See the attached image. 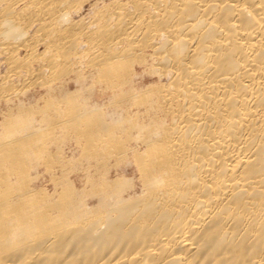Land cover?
Masks as SVG:
<instances>
[{
    "label": "bare ground",
    "instance_id": "6f19581e",
    "mask_svg": "<svg viewBox=\"0 0 264 264\" xmlns=\"http://www.w3.org/2000/svg\"><path fill=\"white\" fill-rule=\"evenodd\" d=\"M0 62V264H264V0H0Z\"/></svg>",
    "mask_w": 264,
    "mask_h": 264
},
{
    "label": "rangeland",
    "instance_id": "374dc122",
    "mask_svg": "<svg viewBox=\"0 0 264 264\" xmlns=\"http://www.w3.org/2000/svg\"><path fill=\"white\" fill-rule=\"evenodd\" d=\"M89 4H88V2L87 3H85L84 4V8H83V12H82V15L84 16L85 14H87L86 12H88V8H89V6H88ZM0 65H2V67H3V69H1L2 67L0 66V71L2 72H0V77L1 76H4V73H6V68H5V66H4V64H2L1 62H0ZM5 71V72H4ZM148 83V82H147ZM1 106H0V111H1ZM0 114H2V112H0ZM0 119H1V115H0ZM3 127L2 126H0V132L1 131H3ZM85 129V127H83V130ZM70 132V130H69V128L67 129V128H56L55 129V131H54V135L55 136H58L57 138H55L54 139V144H52V145H49L48 146V151H47V153H48V155L49 156H56V154L57 155H60V156H65L64 158H62V159H68V160H70L71 158H83L82 157V155H83V153L81 152V149H82V141L80 140V143L81 144H77V143H74L75 141H71V140H69L68 139V133ZM50 149V150H49ZM72 151V152H71ZM74 151V152H73ZM73 154V155H72ZM71 157V158H70ZM65 160V161H66ZM55 161V160H54ZM82 161H83V159H82ZM43 163V162H42ZM42 163H41V165L39 166V168H38V171H39V169H40V171H39V173H43V172H45V166H43L42 165ZM56 163V162H55ZM54 163V165L52 166V168H51V170L53 171L54 170V172L55 173H58V172H60L61 170L63 171V170H65L64 168H63V166L62 165H60L59 163H56L55 164ZM70 167H72V166H70ZM42 168V169H41ZM54 168V169H53ZM56 169H58V170H56ZM47 184H44L45 185V187L47 188V190L49 189V188H51V186H50V184H48L49 182H46ZM47 185V186H46ZM51 189H49L48 191H50Z\"/></svg>",
    "mask_w": 264,
    "mask_h": 264
}]
</instances>
